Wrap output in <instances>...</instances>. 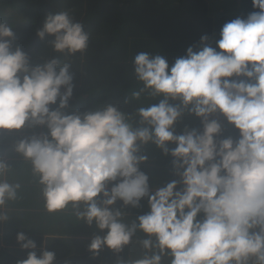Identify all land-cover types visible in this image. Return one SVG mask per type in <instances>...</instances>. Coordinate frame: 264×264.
Listing matches in <instances>:
<instances>
[{"label":"clouds","instance_id":"9594fccd","mask_svg":"<svg viewBox=\"0 0 264 264\" xmlns=\"http://www.w3.org/2000/svg\"><path fill=\"white\" fill-rule=\"evenodd\" d=\"M252 4L259 11L225 23L216 48L202 36L203 46L189 47L171 67L161 55L136 54L133 73L142 87L133 97L163 99L133 114L112 104L68 113L71 61L51 56L32 65L20 47L13 49L11 26L0 22V130L47 129L18 140L15 151L31 161L49 213L71 205L78 219L105 232L88 246L94 257L131 244L140 254L116 264H264V0ZM36 35L54 37L53 51L64 56L88 48L89 34L68 11L47 14ZM185 113L203 130L177 135ZM217 115L239 131L238 139H218ZM149 143L173 158L178 180L150 187L140 170L148 160L141 148ZM7 168L0 160V177ZM18 188L0 179V208ZM145 198L150 210L127 220L125 209L140 208ZM16 238L33 249L17 264H54V252L38 258L33 240L23 232Z\"/></svg>","mask_w":264,"mask_h":264},{"label":"trees","instance_id":"16d2710c","mask_svg":"<svg viewBox=\"0 0 264 264\" xmlns=\"http://www.w3.org/2000/svg\"><path fill=\"white\" fill-rule=\"evenodd\" d=\"M59 11H68L72 20L80 22L89 34L88 48L83 54L68 57L56 53L50 44L54 37L46 36L41 40L36 35L46 15ZM258 11L253 7L252 0H0V22L9 24L15 34L13 49L20 47L32 65L43 63L51 56H60L62 62L71 61L74 90L66 110L68 113H85L112 104L122 112L133 114L141 105L159 103L157 99H148L137 104L138 100L133 97V93L142 87L133 73L132 61L136 54L148 52L161 55L171 67L177 58L186 55L189 47H193L194 51L199 50L203 46L202 36L208 37L207 45L216 48L225 23L236 18L246 19L250 13ZM215 118L223 129L218 139L228 136L234 140L239 138V131L228 124L223 116L217 115ZM138 119L135 117L134 121ZM186 128L203 130L201 120L187 113L175 124V133L182 134ZM0 131V160L8 166L6 181L19 184L16 199L6 201L0 208V212L7 216L0 223L1 248L6 256L0 260V264H17L23 260L16 254L17 249L13 248L19 243L9 233L14 230L16 237L19 232L29 237L38 225L42 226L44 234L49 235L47 251L51 248L60 256L72 251L77 253L85 245L73 237L74 232L70 233L62 227H66L70 214L60 216L58 212L46 211L38 212L35 216L31 214V208H39L41 202H45L43 187L34 183L37 180L31 174V161L10 154L14 151L13 144L26 135L25 131ZM175 146L168 144L170 149ZM155 150L160 156L153 160ZM140 154L148 157L141 164V170L147 174L144 168L147 166L152 188L179 179L174 174L173 158L165 155L156 145L149 143L142 146ZM146 201V198L141 201L140 208H126V219L130 221L148 212L150 209L148 203L144 204ZM22 208L28 209V214ZM36 216L39 219L34 218ZM138 236L142 234L138 233ZM33 241L36 245L40 243L38 239ZM140 252L138 246L130 244L119 254L105 247L94 257L89 248H80L78 256L68 260V264H116L118 259L138 256Z\"/></svg>","mask_w":264,"mask_h":264},{"label":"crops","instance_id":"0c3cea01","mask_svg":"<svg viewBox=\"0 0 264 264\" xmlns=\"http://www.w3.org/2000/svg\"><path fill=\"white\" fill-rule=\"evenodd\" d=\"M40 132H47V129L46 128H43L41 127V129L39 131L37 130H32L31 134L33 133H40ZM16 144H13V146H15ZM146 172H147V175L149 176V178L151 179V173H149L148 171V168L147 166L145 165L144 166ZM140 170H141V165H140ZM142 171V170H141ZM32 177L33 179H36L37 181H35L34 183H37L39 185L40 182H39V176L37 174H34L33 173V170H32ZM149 185L150 187H152L151 185V182H149ZM42 186V185H41ZM43 187V186H42ZM120 201L117 202V204L119 203ZM121 203V202H120ZM144 204H147V201L144 202ZM63 213L65 211H62ZM66 213V212H65ZM32 215H37L38 212H32L31 213ZM65 215V214H63ZM72 217H77V216H72ZM71 221L73 223V227H71ZM66 227L65 226H62L64 227V229H67L70 233L71 232H74V238L77 239L78 241H80L81 243H83L85 246H82L80 247L82 250H88V246L92 240V238L95 236V235H100V236H103L105 234V232H102L100 231L96 226L95 224H93V227L90 228L89 225H87L84 221L78 219V218H74V219H69L67 220V222L65 223ZM41 228L42 226L38 225L36 226V229L34 232H32V235H30L28 238L31 239V240H34V239H38L40 240V243L37 245L36 248H38L37 250L34 249V251L37 252V256L39 257L40 254L47 250V243H48V234H44L42 231H41ZM44 229V228H43ZM106 231V230H105ZM16 231L12 230L10 233H9V236L11 238H14L17 240L16 238V234H15ZM43 240V241H42ZM13 248H16L17 249V252L16 254L19 256V257H24V259L27 258V254L29 251H33V249H22L20 244H18L17 246H14ZM80 248L78 250L77 253H75V251H72V253L70 254H67L65 256H60L59 254H57L53 249H49L48 248V251H52L56 254V260H54V262L56 263H60V264H68V260L72 259V258H75L78 256V254L80 253ZM101 253V251H100Z\"/></svg>","mask_w":264,"mask_h":264},{"label":"rangeland","instance_id":"374dc122","mask_svg":"<svg viewBox=\"0 0 264 264\" xmlns=\"http://www.w3.org/2000/svg\"><path fill=\"white\" fill-rule=\"evenodd\" d=\"M155 99H157L158 101H160L161 99H163V97H156V98H151V99H149V100H155ZM145 100H148V98H147V96H146V94H143L142 95V98L140 99V100H138L137 101V104L139 103V102H143V101H145ZM133 126L135 127V126H137V121H133ZM37 130V131H39L40 129H41V127H36V128H25V129H23V131H25L24 133L26 134V135H22L21 137H20V139H22V138H24V137H26V136H29L28 134H31V132H32V130ZM176 130V129H175ZM0 133H1V131H0ZM19 139V140H20ZM13 148H14V151H11L10 152V154H15L18 158H20L22 155L21 154H19V153H17L16 151H15V146H13ZM158 155L159 154H157V152H156V150H155V152H154V155H153V160H155V159H157L158 158ZM160 156V155H159ZM7 171V170H6ZM6 178H7V173H5L4 175H3V177H0V179H2V180H6ZM31 180H32V178H31ZM165 184V183H164ZM163 185V184H162ZM161 185V186H162ZM41 206L38 208H31V213L32 212H44V211H46V212H48L47 210H44V209H46L45 208V202H41ZM23 209V211H24V213H26V214H28V209H26V208H22ZM76 209H73L72 207H71V205H69V207L68 208H66L65 209V212H66V214L67 215H69L70 214V219L72 220V219H74V218H78V217H72V216H77L76 215ZM65 212L63 213L62 211H58V213L57 214H59L60 216L61 215H63V214H65ZM0 214H4L3 212H0ZM34 218H37V219H39L37 216L36 217H34ZM3 221H0V223H2ZM0 235H1V233H0ZM2 237H0V239H1ZM38 248H36V250H37ZM6 256H5V253L3 252V249L1 248V242H0V260H2V259H4ZM22 259H24V257H22Z\"/></svg>","mask_w":264,"mask_h":264}]
</instances>
